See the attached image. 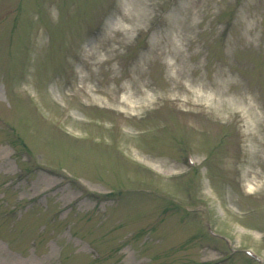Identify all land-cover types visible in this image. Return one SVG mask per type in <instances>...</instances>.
I'll use <instances>...</instances> for the list:
<instances>
[{
    "label": "rangeland",
    "instance_id": "obj_1",
    "mask_svg": "<svg viewBox=\"0 0 264 264\" xmlns=\"http://www.w3.org/2000/svg\"><path fill=\"white\" fill-rule=\"evenodd\" d=\"M92 43L111 50L91 70ZM83 68L93 87L132 76L152 102L71 94ZM252 258L264 0H0V264Z\"/></svg>",
    "mask_w": 264,
    "mask_h": 264
},
{
    "label": "bare ground",
    "instance_id": "obj_2",
    "mask_svg": "<svg viewBox=\"0 0 264 264\" xmlns=\"http://www.w3.org/2000/svg\"><path fill=\"white\" fill-rule=\"evenodd\" d=\"M127 31V29H124V32ZM100 37L101 41L102 39L105 41H110L108 38L110 36L108 35L105 36V34L103 35V33H101ZM123 37H125V33H123ZM86 49L87 52L83 53L82 59L87 61L85 65L91 70L92 66L100 65L102 62L108 60L109 51L111 50L108 48L106 51L102 52L100 46L95 43H92L91 46L86 47ZM137 69H139V65H137V68L135 67L133 70L134 74L137 72ZM109 70L111 71V69ZM90 75L91 73L85 71L84 68L82 70L79 69L78 81L80 84L70 93L76 94L81 91L85 96H91L98 102H105L106 104L110 105H118L122 109L131 111L141 110L152 102V95L140 88L139 81H136L134 78H132V76L128 77L127 82L117 83L114 85V87H111L109 83L114 80V75H108L105 80L104 78L102 79V87H93L87 83Z\"/></svg>",
    "mask_w": 264,
    "mask_h": 264
}]
</instances>
